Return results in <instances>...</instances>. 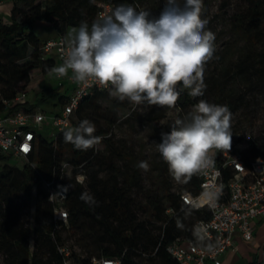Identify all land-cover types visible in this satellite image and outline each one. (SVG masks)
Returning <instances> with one entry per match:
<instances>
[{"label": "trees", "instance_id": "obj_1", "mask_svg": "<svg viewBox=\"0 0 264 264\" xmlns=\"http://www.w3.org/2000/svg\"><path fill=\"white\" fill-rule=\"evenodd\" d=\"M97 1L109 2L115 8L132 5L137 11L148 10L152 15L156 10L144 6L148 0H12L7 21L0 18V114L32 109L35 101L11 102L6 107L3 100L12 101L26 91L32 68L47 72L54 66L53 59L40 57L41 41L33 31L36 22L48 21L58 35H63L68 27H78L81 21L91 24L96 18ZM241 1L242 9L229 17L230 30L248 50L236 64L252 65L250 68L264 85V0ZM224 73L228 76L231 72L226 69ZM56 91L50 85L42 86L39 100L48 102ZM109 92L110 88L93 90L74 111V127L84 119L95 125L94 135L102 138L95 147L78 150L64 141L63 131L50 140L38 134L21 168L3 163L15 157L0 150V252L4 253L0 264H60L56 244L65 243L63 231L72 234L86 249L81 258L85 264H90L91 256L113 258L122 254L121 264H177L166 246L175 240L200 241L195 223L207 219L209 210L205 206L194 208L181 199L184 192H199L196 176L185 178L183 191H172L167 164L158 153L151 160V179L145 187L134 148L114 137L118 124L137 120L139 130L151 126L149 139L157 144L161 132L170 131L175 119L196 104L194 97L187 90L182 91L174 107L177 116L154 126L152 122L166 118L170 108L143 104L147 111L141 112L137 105L114 97V106H103L100 100L108 98ZM65 97H59L61 104ZM115 109H125V113L118 115ZM257 151L255 144L252 154ZM65 162L68 168L62 167ZM78 173L85 175V186L75 181ZM229 174L228 170L224 173L225 177ZM52 180L71 186L64 203L68 215L65 223L52 220L53 204L43 188L44 181ZM133 191L135 197L131 195ZM84 192L91 194L97 204L89 206L81 200ZM29 198L35 200L32 249L27 241L30 228L20 221V212ZM43 217L48 221L42 222ZM257 250L240 264H264V256L259 258Z\"/></svg>", "mask_w": 264, "mask_h": 264}, {"label": "clouds", "instance_id": "obj_2", "mask_svg": "<svg viewBox=\"0 0 264 264\" xmlns=\"http://www.w3.org/2000/svg\"><path fill=\"white\" fill-rule=\"evenodd\" d=\"M203 0H166L158 15L121 4L101 18L81 21L66 36L67 52L59 76L72 73L78 82L93 80L119 101L174 108L184 90L203 97L206 64L215 53V34L202 18ZM95 125L82 120L63 131L64 141L78 150L101 142ZM156 150L170 175L181 181L208 168L214 150L230 149L231 112L227 106L201 99L170 131L161 132ZM147 171L149 164L137 165ZM70 185L62 189L67 193ZM89 206L95 198L84 192Z\"/></svg>", "mask_w": 264, "mask_h": 264}, {"label": "built area", "instance_id": "obj_3", "mask_svg": "<svg viewBox=\"0 0 264 264\" xmlns=\"http://www.w3.org/2000/svg\"><path fill=\"white\" fill-rule=\"evenodd\" d=\"M1 3V0H0ZM96 18L110 14L115 7L106 1H97ZM67 52L66 39L63 35L45 40L40 46V53L53 54L62 63ZM73 79V78H72ZM74 80V79H73ZM93 80L75 81L72 93L65 98L61 108L47 116L44 112L19 108L15 111L0 114V150L13 157L26 158L32 152L34 141L41 124L50 125L52 134L64 131L71 126L74 111L79 101L93 90H105ZM18 94L14 100H3L7 107L11 102H20ZM255 140L244 134L237 140H231L230 149L214 150L211 165L194 174L199 181V192L181 194L182 201L194 208L205 206L209 210L207 219L195 223L199 242L175 240L166 246L167 252L177 264H220L222 255L234 248L235 239L239 236L244 241L254 237L253 222L264 217V139L257 145L258 151L252 154ZM63 168H68L65 162ZM226 170L230 171L225 177ZM75 181L85 186V175L78 173ZM65 182L44 181L43 188L47 199L53 204L52 220L67 222V211L64 203L68 192ZM76 246H74L75 248ZM56 250L61 256L60 264H85L80 252H72L67 243H57ZM122 256L113 258L91 256L90 264H121Z\"/></svg>", "mask_w": 264, "mask_h": 264}, {"label": "rangeland", "instance_id": "obj_4", "mask_svg": "<svg viewBox=\"0 0 264 264\" xmlns=\"http://www.w3.org/2000/svg\"><path fill=\"white\" fill-rule=\"evenodd\" d=\"M12 2V0H10ZM166 0H148L144 3V6H153L156 8L153 16L158 15L161 9L164 7ZM241 0H203L202 18L207 19V30L212 31L215 34V53L206 66L204 73V83L206 85L205 93L203 97H194L195 102L204 99L210 103L227 106L231 112V132L232 140L241 138L244 134H249L254 140L255 144H262L264 138V85L258 78L257 73L254 72L252 65L249 63H243L237 65L236 63L240 58L244 57L248 47L245 43L238 38L230 30V15L236 10L242 9ZM2 11V6L0 7ZM7 11V10H6ZM2 14V12H1ZM3 15V14H2ZM8 18V17H7ZM45 21V20H44ZM47 24L41 27L35 26L34 30L39 35V39L42 42L43 34L51 31V23L46 21ZM43 33V34H42ZM256 46V45H255ZM251 54H254V47ZM246 67V68H245ZM229 69V75L224 73ZM38 70V71H37ZM31 75L34 78H44L48 85H52L53 88H57V91L50 97L48 102L39 100V92H29L28 100L35 101L34 109L44 112L47 116L52 115L61 108L62 100L59 99L60 95H70V90H60L59 80L55 73L51 71L47 74H43L39 69L32 68ZM41 89V88H40ZM38 96V99H36ZM100 103L103 106H114L112 96H108L106 99H101ZM193 106V105H192ZM191 106V108H192ZM136 109L145 112L147 108L145 105H137ZM117 114L125 113V109H115ZM177 116V109L170 108L166 113V118L161 120H154L152 125L157 126L162 124L167 119H173ZM74 127V126H71ZM149 126L144 130L138 129V121L132 120L126 123H120L114 129V137L126 142L129 146L134 148L135 154L138 156L139 163L141 161H147L149 169L142 171L143 184L145 187L149 184L151 179L150 170L152 168L151 160L157 156L156 144L152 143L149 139V132L151 130ZM54 129L52 126L41 124L39 126L38 134L42 137L50 140ZM99 147V145L97 146ZM25 158L15 157L9 158L3 163L21 168L25 163ZM119 164V162L117 161ZM149 177H148V176ZM172 191L181 192L184 189L185 179L176 181L169 173ZM135 197L134 191L131 193ZM137 200H141L140 195H136ZM20 202V199L18 200ZM35 200L34 198L26 199L25 205L20 212V221L24 226L30 228V234L27 238L28 246L33 248V233L32 226L35 224V212H34ZM42 222H47L48 218L43 217ZM264 218L262 217V223ZM65 243L69 245L72 252H80L84 254L86 249L75 239V237L67 231L62 232ZM249 244V241H246ZM261 243V241H260ZM74 246H76L74 248ZM259 258L264 256V244L257 248ZM4 253L0 252V262L3 261ZM211 261L207 260V263Z\"/></svg>", "mask_w": 264, "mask_h": 264}, {"label": "crops", "instance_id": "obj_5", "mask_svg": "<svg viewBox=\"0 0 264 264\" xmlns=\"http://www.w3.org/2000/svg\"><path fill=\"white\" fill-rule=\"evenodd\" d=\"M1 6H2V11L0 10V18L3 21H7L8 13H9V10L12 6V2L10 0H1L0 7ZM1 12L3 15L1 14ZM46 24H47L46 21L40 20V21L36 22L35 26L41 27V26L46 25ZM35 26H34V28H35ZM51 26H52L51 31L46 32L45 34L42 33L43 34V39H42L43 41L41 42V44L45 40H47L49 38H54L58 35V32L56 31V29L53 27L52 24H51ZM34 28H33L34 33L39 37V35L34 30ZM72 28H74V27H68L67 30L65 31V33L63 34L65 39H66L67 33L70 32L72 30ZM40 57L44 58V59H46V58L53 59L55 63H54V66L52 68L59 67L60 65H62V62L59 59H57L56 56L53 54H47L46 55V54L40 53ZM36 69L40 70L39 67H37ZM48 72H50V70L47 72H42V73L47 74ZM29 76H30V79H29V83L27 84L26 91L24 93L19 94L21 97V101L28 100V93L29 92L38 93L42 86L48 85L44 78L43 79H42V77L41 78L40 77L34 78L31 75V70L29 71ZM56 77L59 80L60 90L68 89V90H70V94H71L73 89H74V86H75V80L72 79V73L69 71L68 75H66V76H59L56 74ZM50 86H52V85H50ZM62 95L63 94H61L60 96H62ZM64 96H66V95H64ZM253 224H254L255 232H254V237L251 241H249V244L246 241L242 240L239 236H237L235 239L234 248L229 249L228 251H226L222 255L220 264H240V263H243V262L247 261L248 259H250L251 254L253 252H255L258 247L263 245L264 222L262 223V218L255 220L253 222ZM260 241H261V243H260ZM207 264H213V263L209 262Z\"/></svg>", "mask_w": 264, "mask_h": 264}]
</instances>
